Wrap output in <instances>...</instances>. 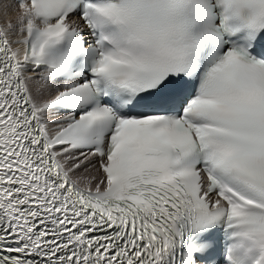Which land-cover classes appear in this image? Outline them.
Instances as JSON below:
<instances>
[{"label": "bare ground", "instance_id": "6f19581e", "mask_svg": "<svg viewBox=\"0 0 264 264\" xmlns=\"http://www.w3.org/2000/svg\"><path fill=\"white\" fill-rule=\"evenodd\" d=\"M22 15L23 13L21 12V9L17 4H13L12 2H9V0H0V21L6 31L7 36L13 43L22 38V35L19 31V25L22 22ZM28 85L32 97L39 103L49 99L55 92L51 89V87L37 82L34 79H29ZM49 112L50 110L45 109L41 112V114L44 118H46ZM48 124L54 128L58 126L57 124H51L49 122ZM67 157L69 158V161H67L65 165L76 179L82 182L84 181V178L93 176V169L88 170L81 164L77 165L76 163L78 161L73 158L72 154H70L69 156L67 155Z\"/></svg>", "mask_w": 264, "mask_h": 264}]
</instances>
